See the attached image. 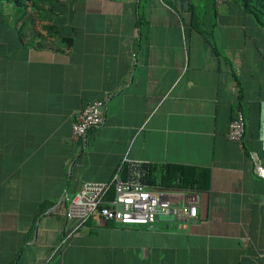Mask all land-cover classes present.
<instances>
[{
    "label": "crops",
    "instance_id": "0c3cea01",
    "mask_svg": "<svg viewBox=\"0 0 264 264\" xmlns=\"http://www.w3.org/2000/svg\"><path fill=\"white\" fill-rule=\"evenodd\" d=\"M183 1L0 2V264H264V27L232 1ZM94 100L104 122L74 141ZM134 164L196 216L66 217L82 184ZM170 164L208 170L207 188L160 187Z\"/></svg>",
    "mask_w": 264,
    "mask_h": 264
},
{
    "label": "built area",
    "instance_id": "2783aa9c",
    "mask_svg": "<svg viewBox=\"0 0 264 264\" xmlns=\"http://www.w3.org/2000/svg\"><path fill=\"white\" fill-rule=\"evenodd\" d=\"M216 4L225 0H215ZM105 103L94 100L77 110L72 121V138L79 140L88 129L95 128L104 122ZM229 121L227 137L242 145L244 134V115L241 110L234 112ZM125 160V158H124ZM129 169V176L121 178L115 173L107 182H85L72 197H68L66 217L82 226L95 213L104 220L120 225L147 224L155 220L159 214L173 213L176 216H196V203L189 199L183 203H175L169 192L154 188L143 182L146 172L136 168ZM113 189V195L108 197ZM67 197V195H66Z\"/></svg>",
    "mask_w": 264,
    "mask_h": 264
},
{
    "label": "trees",
    "instance_id": "16d2710c",
    "mask_svg": "<svg viewBox=\"0 0 264 264\" xmlns=\"http://www.w3.org/2000/svg\"><path fill=\"white\" fill-rule=\"evenodd\" d=\"M39 0H0V2L5 4L12 5L13 9L24 10L29 5H35ZM43 2L51 1V0H40ZM183 1V0H181ZM216 4V1L213 0ZM235 2L244 8V11L251 15V17L262 27H264V0H226ZM14 5V6H13ZM190 6V5H189ZM192 6V4H191ZM200 15L196 12L192 11L191 14V22L193 23L196 19H198ZM240 110V109H237ZM236 112V110H235ZM234 113V112H233ZM235 114V113H234ZM233 117L230 119L232 120ZM245 136V117H244V134L242 137V145ZM151 171H149L150 173ZM151 174H148L145 177L148 182V177ZM161 181L159 182V186L163 188H176L179 190H191V191H201L205 190L209 184V171L206 169H199L189 165H175L170 164L166 165L163 168ZM113 194V189H111L108 193V197H111Z\"/></svg>",
    "mask_w": 264,
    "mask_h": 264
},
{
    "label": "water",
    "instance_id": "95a60500",
    "mask_svg": "<svg viewBox=\"0 0 264 264\" xmlns=\"http://www.w3.org/2000/svg\"><path fill=\"white\" fill-rule=\"evenodd\" d=\"M187 4H188V0H184L183 1L184 7H187ZM159 215L164 217L167 221H174L176 219V215L173 213L159 214ZM159 215H158V217H159Z\"/></svg>",
    "mask_w": 264,
    "mask_h": 264
},
{
    "label": "rangeland",
    "instance_id": "374dc122",
    "mask_svg": "<svg viewBox=\"0 0 264 264\" xmlns=\"http://www.w3.org/2000/svg\"><path fill=\"white\" fill-rule=\"evenodd\" d=\"M8 5H11V3L10 4H8ZM12 6V5H11ZM14 6V5H13Z\"/></svg>",
    "mask_w": 264,
    "mask_h": 264
}]
</instances>
